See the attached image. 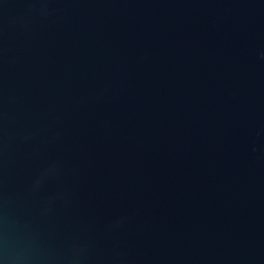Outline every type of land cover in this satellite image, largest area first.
Returning a JSON list of instances; mask_svg holds the SVG:
<instances>
[{"label":"water","instance_id":"obj_1","mask_svg":"<svg viewBox=\"0 0 264 264\" xmlns=\"http://www.w3.org/2000/svg\"><path fill=\"white\" fill-rule=\"evenodd\" d=\"M0 264H264V0H0Z\"/></svg>","mask_w":264,"mask_h":264}]
</instances>
